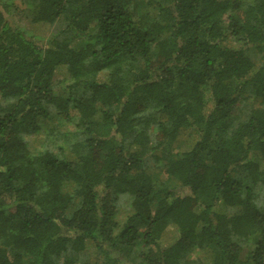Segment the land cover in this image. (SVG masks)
Segmentation results:
<instances>
[{
  "label": "trees",
  "instance_id": "obj_1",
  "mask_svg": "<svg viewBox=\"0 0 264 264\" xmlns=\"http://www.w3.org/2000/svg\"><path fill=\"white\" fill-rule=\"evenodd\" d=\"M0 264H264V0H0Z\"/></svg>",
  "mask_w": 264,
  "mask_h": 264
},
{
  "label": "rangeland",
  "instance_id": "obj_2",
  "mask_svg": "<svg viewBox=\"0 0 264 264\" xmlns=\"http://www.w3.org/2000/svg\"><path fill=\"white\" fill-rule=\"evenodd\" d=\"M13 18L16 22V24L18 26H21L27 30H31L32 29V26H31V23H30V20L28 18H26L21 12H18L16 13L15 15H13ZM57 120L54 121V123H51V122H48V121H44L42 122V130H41V133H39L38 136H30L27 138L28 140V143L30 146H32L33 149H41V140L45 137V133H46V130L53 127L55 124H56ZM188 136V132H183L181 134V136L179 137V140L177 142L178 146H180L183 141L186 139V137ZM57 152V151H55ZM121 205L123 207H127V203L126 202H122Z\"/></svg>",
  "mask_w": 264,
  "mask_h": 264
}]
</instances>
